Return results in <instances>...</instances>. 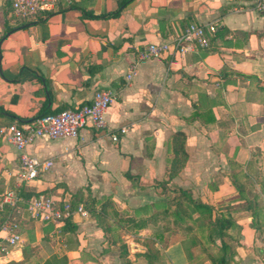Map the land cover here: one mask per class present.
<instances>
[{
  "label": "crops",
  "instance_id": "obj_1",
  "mask_svg": "<svg viewBox=\"0 0 264 264\" xmlns=\"http://www.w3.org/2000/svg\"><path fill=\"white\" fill-rule=\"evenodd\" d=\"M119 1L59 0L20 20L11 0H0V125L78 108L99 89L113 96L103 129L87 125L75 138H39L25 148L52 162L33 183H20L18 152L0 136V201L7 191L43 193L86 212L55 228L10 209L21 244L0 264H123L119 235L130 264H159L145 259L141 241L165 234L147 221L178 189L208 206L243 204L244 182L264 174V11L239 0H132L115 18L87 16L114 12ZM209 22L217 30L208 49L137 62L147 45ZM177 133L187 159L164 192ZM250 219L232 264H264ZM155 248L160 264H211L181 241Z\"/></svg>",
  "mask_w": 264,
  "mask_h": 264
},
{
  "label": "built area",
  "instance_id": "obj_2",
  "mask_svg": "<svg viewBox=\"0 0 264 264\" xmlns=\"http://www.w3.org/2000/svg\"><path fill=\"white\" fill-rule=\"evenodd\" d=\"M59 0H11L12 15L20 20H30L40 12L52 11ZM248 4L256 12L264 11V0H239ZM217 30L215 22L205 24L190 23L171 42L149 44L137 55V62L149 59H161L169 53H187L197 49H207L211 37ZM130 67L127 79L131 78L135 69ZM113 96L109 90L99 89L93 93L89 104L75 109H66L58 113L44 114L29 123L16 122L0 125V136L11 143L18 152L20 183H33L40 174L48 172L52 167L50 160H40L25 153V148L36 139L47 138L56 140L75 138L79 131L89 125L94 129H103L104 114L110 107ZM124 132V130H121ZM111 140L117 141L112 134ZM7 206L14 213L26 212L29 220L41 224H49L55 228L65 225L74 215L86 216L82 205L73 206L69 198L54 200L40 194L31 199H24L17 191H7L3 194L0 207ZM0 257L6 256L8 248L21 244L18 225L14 218L8 216L0 226Z\"/></svg>",
  "mask_w": 264,
  "mask_h": 264
},
{
  "label": "trees",
  "instance_id": "obj_3",
  "mask_svg": "<svg viewBox=\"0 0 264 264\" xmlns=\"http://www.w3.org/2000/svg\"><path fill=\"white\" fill-rule=\"evenodd\" d=\"M132 0H121L118 2V9L114 12L107 13L100 16H94L91 14H87V16L92 18H102V19H108V18H115L117 17L121 10ZM208 49V48H207ZM46 114V113H44ZM42 114V115H44ZM41 116V115H40ZM173 150H174V156L170 161V164L168 166V169L165 173L166 179L163 180L161 183V189L165 192L166 190V184L172 180L183 168L184 163L187 159V155L184 151V138L181 134L177 133L173 136ZM43 193H24L22 196L24 199H31L33 197H36ZM162 207L157 212H154L155 214L151 215V217L148 219L147 222L150 224H163L164 219L172 218L173 220L178 219L182 214V208L188 207V209L191 210L194 214H198V216L202 215L206 217V219L211 222V225L213 226V231L211 236V241H214L217 239L219 241L218 247L216 249V252L214 255H210L207 260L211 262V264H232L234 261V255H235V247L239 246L238 243H235L234 246L227 243L226 239H232L231 234L228 232L230 229L236 227L235 221L231 215H227V217H219L214 212L212 207L208 205H204L200 202H195L193 199H191L184 190L178 189L176 192V195L170 200L162 203ZM10 210L9 207L3 206L0 208V226L5 220L8 211ZM129 224H131L136 229H139L138 223L130 220L126 221ZM69 221L66 222L68 224ZM162 228V232L165 233V228ZM163 242L164 245L166 244V235H155L152 238H145L141 241L142 246L144 247L145 251L143 256L145 259L149 262H158L160 264L161 260V254L157 249L155 248V245L157 243ZM26 256V254H25ZM119 256L123 260V264H130L129 260L126 259L127 256V249L124 244H121L119 247ZM7 264H22L20 263H14L9 262Z\"/></svg>",
  "mask_w": 264,
  "mask_h": 264
},
{
  "label": "rangeland",
  "instance_id": "obj_4",
  "mask_svg": "<svg viewBox=\"0 0 264 264\" xmlns=\"http://www.w3.org/2000/svg\"><path fill=\"white\" fill-rule=\"evenodd\" d=\"M253 180L255 182L252 181L251 183L250 180H246L244 182L247 184V187H245L243 194L248 197L249 202L231 205L230 203H232V201L228 199L217 203L214 206H210L219 217L236 215L235 217H232L237 226L228 231L231 234L232 239H226L227 243L232 246H234L235 243L240 245L242 240L241 224L246 221L247 217H251L248 224L249 227L254 230V238L257 239V244L264 243V239L262 237V230L264 228L263 172L254 174ZM240 210L241 212L246 210V213H241ZM162 223L163 224H159V226L165 228L166 230V244L181 241L185 244V246L192 250V253L196 256V258L202 260L207 259L210 255H214L216 252L219 241L217 239L211 241L212 233H214L211 222H209L206 217L202 215L198 216L197 213L194 214L190 209H188V207L182 208V214L178 219H164ZM120 237L121 236L119 235L117 239L121 245L123 240H121ZM129 238L133 239L132 237Z\"/></svg>",
  "mask_w": 264,
  "mask_h": 264
}]
</instances>
